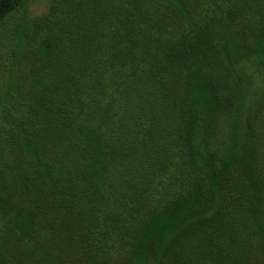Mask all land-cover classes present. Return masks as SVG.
<instances>
[{
    "label": "trees",
    "instance_id": "obj_1",
    "mask_svg": "<svg viewBox=\"0 0 264 264\" xmlns=\"http://www.w3.org/2000/svg\"><path fill=\"white\" fill-rule=\"evenodd\" d=\"M18 1L0 0V23ZM174 8L184 12L180 4ZM74 15V28L68 16L57 20L58 32L51 25L44 43L48 66L35 72L42 89L31 93L28 115L10 114L9 101L0 103V264H94L72 220L69 195L54 181L61 165L55 171L41 157L50 148L69 164L79 185L77 213L93 238L111 210L125 214L126 178L145 163L160 199L154 205L141 200L144 214L138 228H130L129 249L118 264H169L172 255L170 264H193L203 252L212 260L202 264H215L222 250L237 256L223 264H264L256 260L258 231L244 206L251 199L256 211L258 199L248 197L240 180L235 202L227 197L230 173L242 164L243 152L210 146L226 92L207 67L214 56L200 47L204 19L176 26L148 19L139 0H85ZM22 42L19 35L17 69ZM234 71L247 86L252 83L243 65ZM165 190L170 197H162ZM91 198L96 206L86 207L83 201ZM106 249L96 254L107 255Z\"/></svg>",
    "mask_w": 264,
    "mask_h": 264
},
{
    "label": "rangeland",
    "instance_id": "obj_2",
    "mask_svg": "<svg viewBox=\"0 0 264 264\" xmlns=\"http://www.w3.org/2000/svg\"><path fill=\"white\" fill-rule=\"evenodd\" d=\"M84 1L19 0L18 5L3 18L0 23V103L9 101L8 113L20 112L22 117L27 114L26 106L31 100V93L42 89L35 85V72L42 73L48 66L44 43L53 33L51 25L58 32L57 20L68 16L72 17L74 28L78 18L76 15L73 16V11L77 9V4H84ZM139 3L148 19L161 18L166 21L164 12L170 17L168 23L172 21L171 24L175 26L184 23L192 25L199 19L205 21L200 47L202 51L207 52V57L214 56L212 64L207 67L216 71L226 92L209 137L210 146L215 150H224L233 146L243 152L242 164L230 173L227 197L235 202L236 186L240 180L249 189L248 197L258 199V210L254 211L252 201L248 197L249 200L244 202V206L245 211L252 218L249 219L250 225L258 231L260 245L257 248L256 260L264 262V248L261 245L264 244V66L260 64L264 53V0H139ZM176 3L184 8L183 13L179 14L177 8H174ZM85 4L93 8L90 2ZM92 16L86 13L85 18L91 22ZM51 19L54 20V24L51 23ZM19 35L23 38L24 53L20 57L21 63L17 69L16 62L13 61V52ZM242 65L245 67V73L252 79V83L248 86L239 73L237 75L234 71ZM238 97L241 102L238 101ZM238 104H241L239 110L236 108ZM235 119H237V135L233 140L232 128ZM51 130L59 137L60 132L56 127H52ZM151 144V148L154 149V140ZM42 156L52 161L55 171L57 166L61 165L60 176H56L54 181L69 195L72 220L80 231L84 248L86 247L87 252H90L94 264H118L124 261L129 249L128 240L132 234L130 228H138L137 223L141 213L144 214L145 206L141 200L145 198V205L146 203L154 205L160 199L156 192L157 188H153L156 186L153 177L144 170L145 163L143 166L137 165L139 171L126 178L123 200L125 214L111 210L113 214H108L106 220L99 222V228L95 229L97 237L93 238L87 228H83L84 221L79 219L77 213L79 185L74 183L72 175L68 172L69 164L58 157L54 148L48 149L44 155L41 153ZM168 184L166 182V185ZM171 194L172 191L165 190L162 197H170ZM83 203L86 207L96 206L93 198L85 199ZM130 205H136L137 208L132 209ZM237 210L239 211L238 208ZM234 211L236 209L233 208L232 212ZM129 214L132 215L130 221ZM86 224L90 222L87 221ZM104 245L108 253L101 257L96 253L100 254ZM235 245V239L229 243L230 247ZM210 255L208 252L199 253L193 257L192 262L193 264H202L203 261L208 263L212 260ZM215 256L217 257L214 260L215 264H223L227 258L237 260L235 254L227 256L224 250ZM173 260L172 255L168 262L172 263ZM181 262L185 263L186 258Z\"/></svg>",
    "mask_w": 264,
    "mask_h": 264
}]
</instances>
